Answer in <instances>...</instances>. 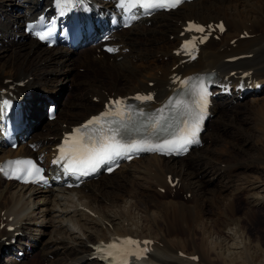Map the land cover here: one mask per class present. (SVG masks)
<instances>
[{
    "label": "bare ground",
    "instance_id": "6f19581e",
    "mask_svg": "<svg viewBox=\"0 0 264 264\" xmlns=\"http://www.w3.org/2000/svg\"><path fill=\"white\" fill-rule=\"evenodd\" d=\"M56 1L0 0V90L8 88L20 94L29 87L32 94V87L37 84L49 89L52 87L50 83L66 79V73L70 70H67V63L71 62L68 57L72 55L79 57L73 66L85 68V79L78 86L75 97L68 100L69 103L59 100L57 94L52 98V94L44 97L41 101L38 98L24 101L26 116L32 118L26 126L32 129L29 140L33 150L21 144L15 148L0 146L3 154L18 153L23 147L29 154H41L46 162L57 135L100 106V101L109 91L97 87L103 86L104 81L108 89L120 90L118 92L122 94L154 89L156 99L172 96L173 72H180L181 75L191 72L195 75L212 69L220 77L228 75L233 83L237 82V79H232L233 76L240 72L244 77L264 81V3L258 2L254 10L252 0H241L240 5V0H190L175 9L158 11L150 17H140L128 25L127 29L116 31L109 39L114 46L113 51L107 53L97 51V45H88L82 52H75L76 48L47 47L23 30L21 24L25 20L45 6H48L49 12ZM97 1L102 7L108 8L109 3L115 0ZM216 16L223 18L226 26L219 38L209 37L200 46L195 59L180 62V55L175 52V48L186 35V32L179 33L185 21L195 17L213 23L217 20ZM172 35L174 36L169 39ZM241 53L245 56L229 60L230 56ZM26 69L37 74L39 83L29 72L7 79ZM109 72L112 73L108 74ZM23 78L25 81L22 86L14 84L15 80ZM151 81L152 84L149 85ZM95 91L102 93L97 94ZM260 92L251 94L248 101L250 108L253 106L264 109V96ZM245 96L239 95L238 89H232L229 95H217L211 107L213 114L209 119L212 129L209 131L206 127L205 134L201 133L203 148L199 150L196 147L194 152L190 151L184 157L168 159L155 153L144 154L148 155L145 163L142 162L144 155L137 157L142 159L140 163L143 164L140 166L133 163V160H137L133 158L129 162H122L105 177H97L71 187L55 181L57 171L52 172L51 185L19 184L8 180L3 186L0 175V248L5 247L9 254L18 248L25 250L24 243L35 239L32 230L43 235L44 230L50 229L48 238L51 241L47 239L38 243L40 249L36 259H47L46 264H96L89 258L93 252L92 243L100 239L106 240L114 233H132L153 240L149 256L142 264H226L220 257L211 256L197 237L198 221L201 214L208 211L207 205H198L197 200L205 185L220 170L233 173L241 165L232 162L231 166H219L209 161L214 150L212 146H208L206 138L215 142L226 136L227 142L232 141L238 146L250 143L241 132H229V126L240 125L241 121L248 122L238 107L239 98ZM92 97L97 100L92 101ZM44 101L46 104L54 102L59 105V115L56 109L54 118L46 119L39 109ZM37 102L40 105H36ZM160 103L163 104V100ZM149 105L157 106L158 103ZM217 177L224 178L222 174ZM139 179H148L147 188L142 182L139 184ZM174 179L175 183L171 185ZM131 180H136L139 186L132 189L126 187L127 183L124 181ZM250 182L241 184L253 188L252 190L264 191V183L257 180L255 183ZM161 186L165 190L171 189L170 199L167 201L159 199L162 194L156 189ZM220 188L227 190L226 184ZM95 192L102 199L94 195ZM187 192L190 197H183ZM255 192L249 191L246 194L247 202L251 206L262 205L264 196ZM230 199V205L214 210L212 207L209 211L213 213L212 227L224 242H229H226L228 247L235 250L239 248L235 235L242 226L244 214L233 213L234 206L232 198ZM203 206H206L205 209ZM10 225L14 227L9 230L7 227ZM13 231H19L20 235H15L16 244L11 248L6 245L5 240L9 239ZM194 254L197 260L193 259ZM17 261L25 264L21 259H12L10 263Z\"/></svg>",
    "mask_w": 264,
    "mask_h": 264
},
{
    "label": "snow or ice",
    "instance_id": "6c2138e0",
    "mask_svg": "<svg viewBox=\"0 0 264 264\" xmlns=\"http://www.w3.org/2000/svg\"><path fill=\"white\" fill-rule=\"evenodd\" d=\"M181 2L182 0H120V6L128 11L139 6L147 11L174 8ZM219 27L221 31L224 30L223 25ZM188 30L204 32L203 27L195 24H190ZM45 35H41L40 38L44 39ZM206 38L202 37L200 42ZM195 44V41H189L183 46V50L191 55ZM181 84L185 86L184 95L191 99L178 98L170 101L169 105L165 106L171 111L170 119L164 114L165 108H161L157 110V115L147 116L146 124L134 126L133 116L143 117L146 114L143 111H135L132 106L117 99L111 102V107L107 111L89 119L66 137L59 149L60 155L54 162L63 161L66 171L87 175L101 163L133 151L152 150L164 154L186 152L189 145L199 142L198 133L206 114L207 98L210 93L206 87L205 77L189 78L181 81ZM152 98L151 95L135 97L139 101ZM143 129L150 130V135L167 133V136L155 144L149 139L128 138L130 133H139ZM4 171L5 167L0 166V172ZM41 171L31 160H15L8 162L7 165L9 178L22 179L26 183L37 179L44 180ZM138 244V241L126 238L102 246L98 251L104 253L105 258H111L110 264H128V257L135 256L138 259L147 251L146 248L139 249Z\"/></svg>",
    "mask_w": 264,
    "mask_h": 264
},
{
    "label": "rangeland",
    "instance_id": "374dc122",
    "mask_svg": "<svg viewBox=\"0 0 264 264\" xmlns=\"http://www.w3.org/2000/svg\"><path fill=\"white\" fill-rule=\"evenodd\" d=\"M258 2H261L263 4L264 0H252L251 1L254 10L257 7L256 5H258ZM238 3L240 5L241 0L238 1ZM217 17L218 16H216L215 19ZM174 35H172L169 39H171ZM75 50H76L75 52H82L83 48L81 50H78V49H75ZM71 53L72 52L70 51V54ZM68 58L71 59V62L67 63V70L68 68H70V70L66 73V79L62 81H58L53 84L50 83L52 87H50L49 89L39 84L35 85L34 87H32L33 96L28 101L30 100L34 101L36 100V98L39 99L38 101H41L42 98L49 97L51 94H52L51 98L55 97V95L57 94L59 96V100H62V101H68V100L71 101V99L75 97L77 93L76 91L78 90L77 89L78 86H81L82 82L85 79V74H84L85 68L82 66H79V67L73 66L75 62H78L77 58L79 57L77 55H72V56H69ZM27 69L26 71L22 73L12 74L14 77L8 76L7 79L16 78L17 76L23 73L29 72V74L34 77V80L37 83H39V81L36 79L37 74H35L34 71H30ZM88 71L92 72L91 69H89ZM110 73L112 72H109L108 74ZM102 77L105 78L104 75H102ZM103 78L102 80H104ZM111 78L113 77L111 76ZM106 85L107 84L104 81L103 86L98 85L97 87H101L104 90L111 91V89H108ZM115 91L118 92L120 90H115ZM95 93L101 94L102 92L95 91ZM260 94L264 96V92H261ZM251 97L252 95H248L242 98L240 97L239 98L240 104L238 106L241 108V114L247 118L248 122L245 123L241 121L240 125L234 124V125L229 126V132H235V133L241 132V134H243L246 138L250 140L249 144L244 143L242 146H238V144L234 145V142L232 143V141L227 142L228 138L226 136H222L221 138L216 139L217 141L215 140V142L211 139L206 138V140H208L207 142L208 146H212L214 150V154L211 156V160L209 161H212L213 163H216L219 166L220 165L231 166L230 163L232 162L241 163L240 165L241 167L239 166L235 170L236 172L230 173V172H224V169L220 170L221 172L219 171L218 175L222 174L224 178H220V177L218 178L217 177L218 175L216 177H212L211 180L207 184L205 183L206 184L205 188L199 193L198 200H197L198 205H207V208H208V211H205L204 213L201 214V217L199 219L200 221H198L197 237L200 243L203 245V247L207 251H209L211 256L215 258L220 257V259L224 260L226 264H233V263L234 264H264V203L262 205L260 204L257 206H251L247 202V198L245 197L249 191L255 192V190L257 193L259 192L258 193L259 195L264 196V191H259V189L252 190L253 188H250L249 186L245 187V185L241 184V183H244L245 181L246 182L253 181L252 183H255L256 180L258 182L260 181L259 183H264V109H256L253 106L250 108L248 101ZM55 100L59 104L61 103V101H58L57 99ZM70 101H68V103ZM36 105H40V102H37ZM39 109L41 113L43 114L42 112L43 109H41L40 107ZM58 109H59V105H58ZM244 109L245 111H243ZM58 115H59V111H58ZM220 120H223V119H220ZM207 124L209 125L210 123H207ZM207 127L209 131L212 129L210 125ZM226 134L227 133H225V135ZM30 136H31V132H30V135L27 141H29L32 144V142L29 140ZM223 141L225 143H223ZM202 146L201 147L198 146L200 148L199 150L203 148ZM18 147H20V145H18ZM147 157L148 155L146 156L144 155V157H142V159H144V161H142L143 163L146 162ZM142 159L137 158V162H135L136 159L133 162H135L137 166H140V164L141 165L143 164V163H140V160ZM149 170L151 171V169ZM138 182L139 184L142 182L144 185H146L144 187L147 188L148 179L147 180L139 179ZM2 183H3V186L7 184L6 180L3 181ZM124 183H127L125 186L129 187L130 189L139 186L136 180L135 181L134 180L124 181ZM223 184H226L227 190L223 191L222 188H220V186ZM158 190L162 191L160 189ZM90 194L92 195L93 193H90ZM169 194H171L170 188L168 190H165V193L160 195L159 199L167 201L170 199ZM94 195L102 199L100 195H97V192H95ZM230 198H232L231 202H232V205L234 206L233 213L235 215L244 214L242 226L239 227L240 231L238 230L236 232L237 233V235H235L236 238L235 236L233 237L235 238V242L239 243V248L238 249L236 248L235 250L232 248H229L228 244H226L227 241L224 242V239L222 240V238L219 237L220 234L217 232V230L214 227H212L211 218L213 216V213L209 211L211 210L212 207H213L212 209L214 210L217 208L222 209L224 205H230V203L228 202ZM205 207L206 206H203L204 209ZM221 209H218V211H221ZM208 229L211 232L213 231V233H211ZM48 230H44L43 235L39 234L38 231L36 230H32L34 232L35 239L34 241L26 243L31 246L32 252L27 251L28 253H26V250L24 251V253L27 254V256H24L22 258L25 264H46L48 262L47 259H40L41 261L38 259H36L37 261H35V259H32V257L35 258L36 254L39 251L38 249H40L38 243L45 242V240L49 239L48 236L50 235V232H48ZM206 232L208 233L206 234ZM49 240L51 241V239ZM5 241H7V239ZM6 245L10 246L11 243L6 242ZM24 247H26V245H24ZM230 249L231 251L232 250L233 251L231 252ZM3 251H5V247L0 248V253ZM32 254L33 256H31ZM195 259L197 260V258ZM0 264H4L2 263V258H0ZM7 264H12V263H7ZM14 264H19V261L15 262Z\"/></svg>",
    "mask_w": 264,
    "mask_h": 264
}]
</instances>
